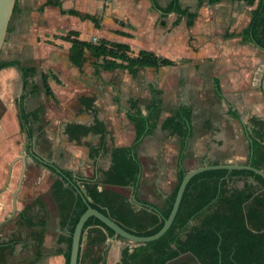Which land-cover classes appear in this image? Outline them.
<instances>
[{
    "label": "rangeland",
    "instance_id": "1",
    "mask_svg": "<svg viewBox=\"0 0 264 264\" xmlns=\"http://www.w3.org/2000/svg\"><path fill=\"white\" fill-rule=\"evenodd\" d=\"M45 1L17 0L0 49V59L18 58L30 67L23 101L27 111H39V121L30 123L33 134L29 140L18 115L19 94L23 91L21 72L16 65H9L5 72L2 67L0 94L6 93L9 100L4 102L0 97V241L18 240L11 254L2 253L7 264H25L35 249L28 237L31 227L25 225L20 210L27 207V212L32 214L41 188L61 181L40 161L26 158L17 194V211L12 214V195L22 166L20 154L24 152L28 157L30 152L57 168L91 173L84 143H97V136L83 137L77 144L64 133L67 122L90 124L93 121L92 114L79 102L80 95L93 97L97 115L109 132L106 138L109 148L113 138L121 136L123 141L132 138L135 122L126 116L130 108L128 99H138L140 113L136 119L142 120L150 98L148 85L161 89L162 110L157 129L145 136L137 154L144 182L155 177L168 180L170 190L176 182L179 145L173 114L179 103L191 108L193 118L192 134L183 153V168L187 170L200 166L204 160L246 162L247 139L239 122L227 113L228 103L240 113L247 128H264V109H257L264 102V95L260 84L254 82L256 77L258 80L257 72H264V51L250 42L243 44L236 37H225L224 33L227 26L236 28L245 22V13L254 1L209 4L204 0H181L182 6H190L191 17H183L176 25L171 23L176 13L161 17L148 4L144 7L135 3L134 7H139L133 12L125 4L111 0H97L94 6L76 8L81 13L92 11L97 27L90 19L61 13L58 5ZM59 1L64 8L76 3V0ZM159 2L163 4L165 0ZM124 27L130 30L125 31ZM76 36L92 42L126 41L130 54H136L139 48H148L173 58L175 63L157 68H98L96 71L92 64L94 58L86 50L83 64L75 66L67 53L69 38ZM44 78L46 84H43ZM219 128L225 132L219 133ZM155 149L162 154L158 162V157L151 154ZM105 161L106 156L99 162L100 167ZM248 179L234 177L226 190L241 189ZM250 182L256 196L264 194V189L255 181ZM145 189L146 193H154L152 184ZM35 229L41 231L39 226Z\"/></svg>",
    "mask_w": 264,
    "mask_h": 264
},
{
    "label": "trees",
    "instance_id": "2",
    "mask_svg": "<svg viewBox=\"0 0 264 264\" xmlns=\"http://www.w3.org/2000/svg\"><path fill=\"white\" fill-rule=\"evenodd\" d=\"M206 1L212 4L220 0ZM16 2L17 0H15L13 10L16 8ZM149 2L150 7L158 10L161 17L166 16L169 12L176 11L177 16L172 20V24L178 23L182 16H191L188 7H181L179 0H168L165 5L159 4L157 0H149ZM45 3L58 5L61 13L79 15L81 18L90 19L96 27L98 26L93 13H81L73 7L64 8L59 0H46ZM120 32L125 34L124 31ZM234 34V31L225 32V36ZM238 34L241 35L242 40L251 41L264 49V0L256 1L255 6L250 9L248 23ZM69 40L68 60L75 66H81L86 58L85 51L87 50L94 58L92 59V64L96 71H98V68H124L127 70L138 67L157 68L175 63L174 59L159 55L148 48H139L136 54H130V45L123 41L101 40L92 42L77 36L70 37ZM9 65H16L21 72L23 91L19 94L18 115L21 127L30 140L33 134V128L30 123L39 121V111H27L23 101L27 92L26 86L30 81L31 69L23 65L18 58L0 59V69ZM43 80V84H46L45 78ZM148 86L150 98L146 104V113L142 116V120L136 119L140 113L138 99L132 97L128 99L130 108L126 112V116L135 122V137L130 145L107 148L106 138L108 131L103 121L97 116V109L92 96L80 95L78 97L83 109L92 114V123H65L64 133L77 144H80L81 138L88 134L98 135L96 145L84 143L89 149L88 155L90 158H94L100 153L109 152L110 164L106 170H98L91 177L75 175L70 170L61 169L62 181L66 185H57L52 188L59 202L75 192L74 185L82 192V194L76 192L74 204L70 209L69 215L66 216V235L57 239L58 242L64 241L66 244L63 252L64 264L69 262L71 235L79 216L87 207L86 203L113 219L126 231L139 236H148L156 233L161 228L164 219L169 215L179 183L185 173L182 166L181 152L191 133V108L186 103H179L174 111L173 124L177 127L179 143L176 182L163 204L158 207L152 206L140 200L135 191L137 188V176L141 169L135 149L141 141L142 135L153 133L162 110L159 96L161 89L151 83ZM30 90L32 91L33 88ZM131 110H134V112H130ZM227 113L239 122L248 140V154L244 164L249 163L257 169L264 170V128H247L240 118V113L230 103H228ZM216 163V161L213 162V164ZM46 167L55 173L53 165L47 164ZM234 177L252 178L259 188L264 189V178L247 169H212L194 175L185 187L177 213L164 236L155 243L148 242L147 244L151 245L150 248L141 245L134 247L131 252H129V248H123L121 251L122 263L165 264L166 261L178 256L180 253H191L200 264H264V194L256 196L251 183H247L241 189L228 192L226 185ZM79 181L132 186L135 191V202L145 207V211L143 213L135 211L129 204L122 207L113 205L100 207L87 199L78 185ZM27 209V207H24L19 214L24 219L25 225L31 227L28 236L35 239L34 247H36L41 243L43 235L42 231L37 232L35 227L43 226L42 220L39 219L44 216L45 208L44 204L38 201L32 214L28 213ZM194 218H199V224L188 229V222ZM90 224L99 225L105 230V233L96 232L93 236H87V243L96 245L97 248L88 252L83 249L78 262H84L89 254L93 253L96 254V257L90 258L91 260L86 262V264H100L102 259L100 246L105 239L112 236L121 237L115 235L112 229L92 216L85 221L83 230ZM16 241L18 240H11V242L0 241V264L5 256L2 253L11 254ZM36 259L37 255L34 261ZM33 262H28L27 264H32Z\"/></svg>",
    "mask_w": 264,
    "mask_h": 264
},
{
    "label": "crops",
    "instance_id": "3",
    "mask_svg": "<svg viewBox=\"0 0 264 264\" xmlns=\"http://www.w3.org/2000/svg\"><path fill=\"white\" fill-rule=\"evenodd\" d=\"M96 1L97 0H76L75 5L72 4V5H68L67 7L74 6L75 8L79 9L80 7H83L84 5L94 6L96 4ZM157 1L159 4L165 5L168 0H165V2L163 4L160 3L159 0H157ZM179 1H180L181 7H188V9L190 11V6H187V5L182 6L181 0H179ZM204 1H206V0H204ZM221 1L240 2V1H247V0H220V1L215 2V3H220ZM256 1L257 0H254L255 3L253 6L248 7V12L245 13V16H246L245 22L240 27L237 26L236 28L227 26L224 33L226 31L227 32L234 31L235 32L234 36H225V37H236L237 40H241L243 44H247V43L249 44V42H250V44H252L255 47L260 48L262 51H264L263 48L259 47L255 43H253L251 41L242 40L241 35L238 34L239 31L248 23L249 18H250V9L255 6ZM111 2H114L115 4H125L126 8H128V11H131V12L134 11L133 9H137L139 7V6L134 7L135 3H137L141 6H144V7L146 4H148L150 7L149 0H111ZM215 3H212V4H215ZM77 5H78V7H77ZM62 6H65V5H63V3H62ZM16 8H17V6H16ZM84 12L93 13L92 11H89V10H85ZM172 12L176 13L174 16V18H175L177 16V12L176 11H172ZM172 12H169V13H172ZM159 14H160V12H159ZM230 16H229V18H230ZM163 17H165V16H163ZM183 17L189 18L191 16H182V18ZM182 18L180 19V21L182 20ZM180 21L178 23H180ZM128 22L130 23V25H132V21H128ZM171 23H172V21H171ZM178 23H176V24H178ZM176 24H172V25H176ZM123 30L126 31V30H130V29H126V27H124ZM127 32H130V31H127ZM116 34L120 35L119 33H116ZM123 36H126V35L124 34ZM112 40H117V39H112ZM123 42H126V41H123ZM7 67H9V66H5L2 68V69H4V72H5V68H7ZM262 74H263V72H261V73L257 72L258 80L256 77V81H254L255 83L258 82V84H260ZM0 97L3 99L4 102L9 100L6 93L0 94ZM257 109L260 111L262 109H264V102L260 103V105H259V107H257ZM92 120H93V117H92ZM192 123H193V118H191V116H190V126ZM156 129H157V126L153 132H155ZM106 130H107V128H106ZM220 132L224 133L225 131L223 129L219 128V133ZM191 134H192V129H191L190 136L187 139L186 145L181 152L182 166H183V159H184L183 153H184V150L187 148V145L189 144V138L191 137ZM89 135H92V134H88L87 136H89ZM107 135L109 136V132ZM146 135H148V134L142 135L141 141L139 142V144L137 145V147L135 149L138 160H139V157L137 154V149L141 145L143 140L145 139ZM87 136H85L84 138H86ZM96 136H97V140H98V135H96ZM131 137L132 138L130 141H123L121 136L117 139L113 138V143L108 149H110L112 146L130 145L132 143V141L134 140V137H135L134 128H133V135ZM177 140H178V136H177ZM90 144L96 145L97 143L92 142ZM106 145H107V143H106ZM178 145H179V143H178ZM247 145H248V140H247ZM88 152H89V149L86 146L85 156L88 159H90V161H91V173L90 174H87L85 172L84 173H77V172L75 173L72 171L73 174L79 175V176H84V177H91L94 174H96L98 172V170H106L108 168V166L110 164L109 152H107L105 154L100 153L94 158L93 157L90 158L88 155ZM152 153L154 154L155 157H158V158H156V161L158 162L159 159H161V158H159V156L162 155L161 152L159 150L155 149L151 152V154ZM29 155L30 156L26 157L27 160L34 159L35 161H40L38 159H35V157H33V154H31L30 152H29ZM104 156H106L105 165L103 167H100L99 164L101 163V160ZM177 156H178V150H177ZM177 159H178V157H177ZM139 162H140V160H139ZM204 162L206 164H213V162H215V161L214 160H211V161L204 160L201 165H203ZM216 162L217 163H223L224 161H216ZM41 164L48 171H50V170L46 167L47 164L53 165V167L55 166L54 164H51V163L43 164L41 162ZM140 167H141V169H140V172L137 176V178H138L137 183H136L137 188L135 190L137 192L138 198L142 201L149 203L152 206H156V207L161 206L163 204L165 198L167 197V195L171 191L170 189H167L170 182L168 180L159 179L158 177H155L153 181L145 180L146 182H144L141 163H140ZM184 170H185V172L188 171L185 167H184ZM175 171H177V160L175 162ZM52 173H54V172H52ZM54 174L60 178V180H61L60 183L56 182L53 185L51 183L47 187H42L40 192H39V196L37 197V200L41 201L44 204V208H45L44 209V217L42 218L43 226L40 227V229L42 231L43 238H42L41 243L35 247L31 260H27V262L25 264H27L28 262H33L36 255H37V259L32 264H64L63 252L65 250L66 244L64 241L58 242L57 239L60 237H64L66 235V223H67L66 216L69 215L70 209L74 204L76 191L71 193L65 199H63L62 201L59 202L57 197L54 195L52 188H53V186H57V185L65 186L66 183H64L62 181L63 176L57 174L56 171ZM22 180H23V178H22ZM251 180H252L251 178L248 179L247 180L248 183H251L250 182ZM21 183H22V181H21ZM148 184L153 185L154 193H146L145 186H147ZM78 185L81 188V190L83 191V193L85 194V196L87 197V199L89 201L97 204L100 207H105L106 205H113V206L122 207L123 205L129 204L134 208L135 211H138L141 213H143L145 211V207H143L142 205L135 202V198H136L135 197V191H134V188L132 186H117V185L101 184L98 182H95V183H93V182L88 183L87 182L86 183V182H82V181H79ZM20 188H21V186H20ZM19 191H20V189H19ZM16 202H17V195H16ZM16 211H17V207H16ZM152 213H153V211H152ZM199 221H200L199 218H194V219L190 220L187 224V228L189 229V228L197 226L199 224ZM96 232L105 233V230L96 224H90L83 230L79 257L81 255V252L83 249H85L87 252L92 251V250H96V248H97L96 245L88 244L86 241L87 236H93ZM121 238H118L116 236H112V237H107L105 239V241L100 246V248H101L100 249V255L102 256L100 264H123L121 261V251L125 247L129 248V252H131V250L134 247L141 246V245L146 246L147 248L151 247V245H148L147 243L141 244V245H135V244H133V243H131L125 239H121ZM157 241H155V242H157ZM172 247H173V245H172ZM94 257H96V254L90 253L89 256L87 257V259L84 260V262L79 261L78 264H86V262H89ZM3 258L4 259H3V262L1 264H7L6 256H4ZM165 264H200V263L196 258H194V256L191 253H180L178 256L166 261Z\"/></svg>",
    "mask_w": 264,
    "mask_h": 264
},
{
    "label": "water",
    "instance_id": "4",
    "mask_svg": "<svg viewBox=\"0 0 264 264\" xmlns=\"http://www.w3.org/2000/svg\"><path fill=\"white\" fill-rule=\"evenodd\" d=\"M15 0H0V49L1 46L5 40L6 32H7V27L9 23V19L11 16V13L13 11V6H14ZM260 87L261 91L264 95V72L261 77V82H260ZM33 157L36 159L40 160L43 164H46L45 161L39 159L37 155L33 154ZM19 159L21 161V170L17 182V186L13 192L12 195V214L16 212V195L20 189L21 186V181L23 178L24 170L26 167V153H21L19 156ZM55 171L60 174L61 176V170L57 167L54 166ZM212 169H247L255 172L256 174L261 175L264 178V170L257 169L253 166H251L249 163L247 164H238V163H216V164H206L204 162L203 165L197 166L193 169H190L186 171L179 183L171 210L169 212V215L164 219L163 224L161 228L154 234L148 235V236H139L133 233H130L123 229L119 224H117L113 219L109 218L107 215L103 214L99 210L91 207L88 203L86 209L82 212V214L79 216L72 235H71V245H70V254H69V262L68 264H78V258H79V252H80V245H81V239H82V230L85 221L89 217H95L98 220H100L103 224H105L107 227L112 229L114 231L115 235H118L122 237L123 239L135 244V245H141V244H146L148 242H155L157 240H160L164 234L166 233L167 229L170 227V225L173 222V219L177 213L178 207L181 202V198L183 195V192L185 190V187L189 180L196 174L207 171V170H212ZM66 179V178H65ZM68 181V179H66ZM69 182V181H68ZM70 183V182H69ZM74 189L77 193L82 194L80 189L74 185ZM84 198V197H83ZM85 200V199H84ZM2 222H0L1 224Z\"/></svg>",
    "mask_w": 264,
    "mask_h": 264
},
{
    "label": "flooded vegetation",
    "instance_id": "5",
    "mask_svg": "<svg viewBox=\"0 0 264 264\" xmlns=\"http://www.w3.org/2000/svg\"><path fill=\"white\" fill-rule=\"evenodd\" d=\"M29 237V236H28ZM11 240H14L12 238H9L8 240H6L5 242H11ZM29 240H32L34 242L35 245V239L33 237H29Z\"/></svg>",
    "mask_w": 264,
    "mask_h": 264
}]
</instances>
